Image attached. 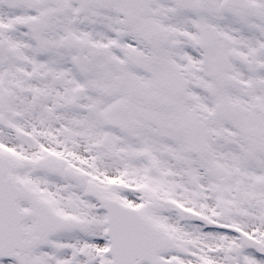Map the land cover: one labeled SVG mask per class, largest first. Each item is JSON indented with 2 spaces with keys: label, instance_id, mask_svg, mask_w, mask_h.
Here are the masks:
<instances>
[{
  "label": "snow or ice",
  "instance_id": "6c2138e0",
  "mask_svg": "<svg viewBox=\"0 0 264 264\" xmlns=\"http://www.w3.org/2000/svg\"><path fill=\"white\" fill-rule=\"evenodd\" d=\"M0 264H264V0H0Z\"/></svg>",
  "mask_w": 264,
  "mask_h": 264
}]
</instances>
